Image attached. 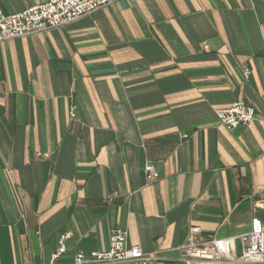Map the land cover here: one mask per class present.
<instances>
[{
  "label": "crops",
  "instance_id": "crops-1",
  "mask_svg": "<svg viewBox=\"0 0 264 264\" xmlns=\"http://www.w3.org/2000/svg\"><path fill=\"white\" fill-rule=\"evenodd\" d=\"M235 102L255 116L228 131ZM263 197L264 0H119L0 42V264H72L117 229L161 264L191 230L239 253Z\"/></svg>",
  "mask_w": 264,
  "mask_h": 264
},
{
  "label": "built area",
  "instance_id": "built-area-1",
  "mask_svg": "<svg viewBox=\"0 0 264 264\" xmlns=\"http://www.w3.org/2000/svg\"><path fill=\"white\" fill-rule=\"evenodd\" d=\"M119 0H45L23 12L6 15L0 8V42L23 38L66 26L96 10L107 7ZM74 112L71 117L74 118ZM255 111L243 102H235L228 108L215 111L219 124L228 131L240 125L250 124ZM148 179L157 178V172L151 164L144 168ZM259 210L264 211V197ZM196 230H191L187 244L180 249V264H264V222L252 218L250 230L239 239L241 251L236 252L233 239H213L197 243L193 239ZM69 234L61 236L60 247L52 255L54 263L64 252L62 241ZM127 234L117 229L110 237L109 249L105 252H92L88 256L78 253L72 264H161L154 257L144 255L138 247H128Z\"/></svg>",
  "mask_w": 264,
  "mask_h": 264
}]
</instances>
